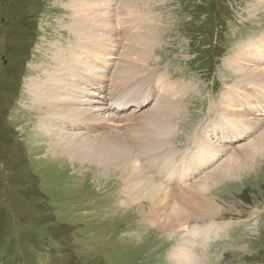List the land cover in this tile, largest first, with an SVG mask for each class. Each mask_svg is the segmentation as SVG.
I'll use <instances>...</instances> for the list:
<instances>
[{
	"label": "rangeland",
	"instance_id": "374dc122",
	"mask_svg": "<svg viewBox=\"0 0 264 264\" xmlns=\"http://www.w3.org/2000/svg\"><path fill=\"white\" fill-rule=\"evenodd\" d=\"M92 1L100 7L96 11L100 21H91V33L102 36L101 49H106L97 70L104 71L107 89L138 84L142 79L146 82L152 76L156 80L143 108L132 111L130 106L118 112L120 118L131 117L132 121L117 128L127 126L131 132H142L139 119L163 103L160 86L168 79L163 96L183 99L185 119L165 148L154 154L175 159L187 152L189 160L193 150H203L194 141L196 128L201 124L204 133L208 123L219 118L222 93L239 81L238 96L245 93L241 99L259 104L263 112L254 116L243 109L244 101L233 105L231 119L242 127L241 138L231 142V147L230 142H220L227 144L226 153L206 169L216 168L228 153L238 156L264 134V122L256 123L264 117V97L258 96L261 82H252L257 85L256 94L242 87L247 72H262L264 78V61L247 62V57L238 56L264 48V0ZM68 2L0 0V264H8V256L10 264H177L170 255L182 238L179 233L194 223L198 228L202 220L183 227L178 225L182 220L195 218L181 212L182 220L176 219L170 234L150 225L145 217L147 201L127 203L129 197L123 196L121 176L127 169L118 174L115 168L64 150L65 141L74 137L71 134L85 137L86 129L61 127L57 130L62 133L57 135L41 125L42 112L29 102L28 80L38 70L50 69L60 49L68 57L66 47L77 43L68 28L72 19ZM133 51L146 52L148 59L128 77L116 79L112 74L116 66L123 68L133 61ZM231 68L241 73L239 77ZM175 93L179 94L177 99L171 97ZM104 94L108 96V90ZM209 104L218 107L210 108ZM241 106L243 110L237 111ZM245 113L249 120L243 119ZM108 114L114 113L100 115ZM221 134L218 131L219 137ZM184 138L193 140L185 145L187 142H180ZM151 156L143 154L138 162ZM208 189L205 200L213 202L219 211L205 220L219 226L214 227L215 237L208 236L212 229L207 232L208 241L196 251L200 260L196 264H264V155L257 154L240 173L214 181ZM244 219L247 222L242 224ZM12 221L15 224L10 234Z\"/></svg>",
	"mask_w": 264,
	"mask_h": 264
},
{
	"label": "bare ground",
	"instance_id": "6f19581e",
	"mask_svg": "<svg viewBox=\"0 0 264 264\" xmlns=\"http://www.w3.org/2000/svg\"><path fill=\"white\" fill-rule=\"evenodd\" d=\"M68 8L71 11L69 15L72 17L68 28L77 43L67 46L66 49L64 48L69 52H67L68 57H65L63 49H60L59 51L62 52L54 56V60L52 63L50 62V69L48 68L47 71L38 70V74L33 77L34 79L28 80L29 102L35 109L42 112L41 125L56 132L57 135L62 133L57 130L61 127L86 129L83 133L85 137H78L77 133L69 134L74 137L65 141L64 150H70L86 161L95 162L108 168H115L118 174H121L123 168L124 170L127 169L128 175L125 172L124 176H121L124 185L122 187L123 196L125 198L129 197L126 200L127 203L135 204L137 202L138 205L141 200L147 201L149 206L145 217L151 222L150 225L153 224L163 232H169L168 234H170L171 226L177 222L176 219L180 218L182 220L179 215L181 212L195 219L188 221L185 218L187 221L184 220L183 222L182 220V223L178 225L183 226L185 223L199 222L196 219L202 220L203 223L198 228L194 223L193 227L187 226L186 229L188 230L184 228L185 232L179 233L182 238L179 240L177 247L172 250V255H170L177 264H193V260L196 264L197 261H200L196 251L202 242L208 239L207 232L212 229L208 235L209 238L210 236L212 238L216 231L214 227L219 226L217 222L205 220V218H214L212 215L219 211L218 206H215L213 202L208 201V199L205 200V191L214 181L228 179L240 173L257 154L264 155L263 134L259 135L251 147L245 148L246 150L240 152L238 156L231 157V154L228 153L216 168L206 169L207 167H205L211 165L214 159L226 153L227 144H220V142H230L231 147V142L241 138L239 131L242 127H237L239 123L231 119V115L234 111L233 108L239 106L240 102L244 101V104L251 103L241 99L242 96H245V93L241 97L238 96L237 93L241 88L239 81L237 85H228L219 100V106L223 108L218 112L220 114V116L218 115L219 118L210 121L204 133L200 130L202 129L200 124L193 135L196 146H201L203 150H193L190 153L189 160H186L187 152L175 159L163 153L155 155L154 151L157 152L162 149L166 142L174 137L175 130L184 122L185 114L181 108L183 99L178 98V93L171 95V97L178 98L177 100L170 99V96H163L165 85L167 86L169 83V80L165 79L164 85L160 86L161 95L159 96L160 101L163 103L154 105L152 110L147 111L143 120L139 119L142 122L143 131L131 132L127 126L123 129L117 128L122 124L124 126L125 122L132 121L130 120L131 117L120 118L118 112H122L130 106L132 111L143 108L149 96H152L151 91H153L156 80L152 76L146 82L142 79L138 84L125 85L112 90L107 89L108 86L104 83V71L97 70L100 64L99 58H104L102 50L106 49H101L103 39L101 41L100 39L102 36L94 37L91 33L94 30V23H91V21L99 20L96 11L98 12L100 7L92 0H70ZM89 34L93 35L92 39ZM238 56H241V59L247 57V62L260 63L264 61V48L261 47L259 50H252L244 54L238 53ZM133 58L134 60L130 61L129 64L122 65L123 68L116 66V70L112 73L117 77L116 79L126 78L130 73L137 71L141 62L146 61L148 56H146V52L136 51ZM232 71L238 77L241 74L234 69ZM255 71L247 72V81L242 87L244 90L249 89L251 94H256L258 91L257 85L252 84V82L259 80V83H261L258 96L264 97L263 73ZM43 74L45 76L41 78ZM105 90H108V96L104 94ZM222 98L223 100H221ZM244 104H241L243 109L246 108L254 116L257 115L255 112H263V108L259 104H251L248 107H245ZM242 106L237 111H242ZM209 107L217 108L218 106L209 104ZM107 111L114 114H108L106 117L100 115ZM242 117L249 120L246 113ZM202 118L193 122L191 127H194ZM262 122H264V117L263 119H256L257 125ZM218 131L223 133L221 137H219ZM245 131L246 129L243 132ZM243 132L242 135L245 134ZM192 140L193 138L191 140L184 138L180 142L182 144L187 142L185 144L187 145ZM143 154L148 157L151 154L153 156L140 163L138 157ZM149 159L150 161H147ZM161 162L166 164L168 169H166V165L164 167L159 166ZM137 164L142 169L138 168ZM200 173L203 174L199 175ZM169 177L172 182L168 180ZM245 222H247L245 219L241 221L242 224ZM175 233L178 234L177 231Z\"/></svg>",
	"mask_w": 264,
	"mask_h": 264
},
{
	"label": "trees",
	"instance_id": "16d2710c",
	"mask_svg": "<svg viewBox=\"0 0 264 264\" xmlns=\"http://www.w3.org/2000/svg\"><path fill=\"white\" fill-rule=\"evenodd\" d=\"M2 194V193H1ZM9 207H11V206H9ZM11 208H13V207H11ZM11 214H12V212H11ZM14 217V215L12 214V218ZM14 224H15V222L14 221H12V224H11V227H10V234H12L13 233V226H14ZM9 234V240H11L12 239V236ZM14 260L17 262L18 261V259H15L14 258ZM8 264H10L11 263V257L10 256H8Z\"/></svg>",
	"mask_w": 264,
	"mask_h": 264
}]
</instances>
